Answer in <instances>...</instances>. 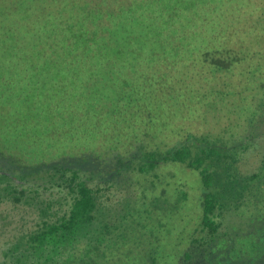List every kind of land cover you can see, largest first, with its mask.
<instances>
[{
	"label": "trees",
	"instance_id": "obj_1",
	"mask_svg": "<svg viewBox=\"0 0 264 264\" xmlns=\"http://www.w3.org/2000/svg\"><path fill=\"white\" fill-rule=\"evenodd\" d=\"M262 135L264 0H0V264H264Z\"/></svg>",
	"mask_w": 264,
	"mask_h": 264
},
{
	"label": "rangeland",
	"instance_id": "obj_2",
	"mask_svg": "<svg viewBox=\"0 0 264 264\" xmlns=\"http://www.w3.org/2000/svg\"><path fill=\"white\" fill-rule=\"evenodd\" d=\"M258 139H261L264 142V135H262V137ZM255 146L261 151V154L264 153V143L261 144L259 142V145L255 144ZM251 152L252 150L248 149V154L246 155H249V162H247L251 164L249 170L254 171L253 169L257 164H259L262 155L257 154L256 157V153L255 156H253L254 152ZM20 216H24V218L27 220L31 218V216L26 215L21 210L13 209L10 203L6 201H0V244L5 240L8 234H10L9 231L15 227V224H18Z\"/></svg>",
	"mask_w": 264,
	"mask_h": 264
}]
</instances>
